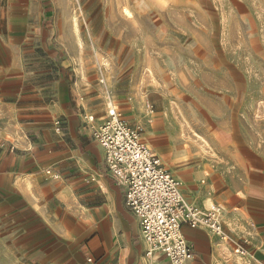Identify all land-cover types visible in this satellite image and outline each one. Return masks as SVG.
Wrapping results in <instances>:
<instances>
[{"label": "crops", "instance_id": "0c3cea01", "mask_svg": "<svg viewBox=\"0 0 264 264\" xmlns=\"http://www.w3.org/2000/svg\"><path fill=\"white\" fill-rule=\"evenodd\" d=\"M47 1L0 0V264H146L138 218L92 132L105 102L93 110L84 98L82 51L55 34ZM122 117L147 139L158 129L138 104ZM161 131L163 141L148 140L156 149L143 142L171 166L184 200L221 207L228 235L182 226L186 264H264V177L253 172L252 146L232 130L227 147L240 166L191 164L170 124Z\"/></svg>", "mask_w": 264, "mask_h": 264}, {"label": "rangeland", "instance_id": "374dc122", "mask_svg": "<svg viewBox=\"0 0 264 264\" xmlns=\"http://www.w3.org/2000/svg\"><path fill=\"white\" fill-rule=\"evenodd\" d=\"M47 3L55 34L82 51L84 98L93 110L105 102L104 114L115 105L123 116L138 104L158 127L147 139L138 125L142 140L163 141L169 123L182 162L191 164L240 166L227 147L238 129L252 146L253 172L264 177V0Z\"/></svg>", "mask_w": 264, "mask_h": 264}, {"label": "built area", "instance_id": "2783aa9c", "mask_svg": "<svg viewBox=\"0 0 264 264\" xmlns=\"http://www.w3.org/2000/svg\"><path fill=\"white\" fill-rule=\"evenodd\" d=\"M107 118L97 125L93 135L105 151L108 175L122 186L132 214L138 218L140 232L147 243L146 264H186L192 257L182 226L206 227L224 240L221 207L200 210L183 199L179 183L170 168L142 140L141 129L130 125L113 105ZM84 121H92V115ZM244 254L242 247L233 249Z\"/></svg>", "mask_w": 264, "mask_h": 264}, {"label": "bare ground", "instance_id": "6f19581e", "mask_svg": "<svg viewBox=\"0 0 264 264\" xmlns=\"http://www.w3.org/2000/svg\"><path fill=\"white\" fill-rule=\"evenodd\" d=\"M81 48V47H80ZM80 50V49H79ZM146 142H147V145L148 146H150L151 148H154V149H156L151 143H150V141H148V140H146ZM184 147H186L187 148V150L188 151H192V148L190 147V142L189 141H187L186 143H184ZM158 151V150H157ZM161 157L162 158H164L162 155H161ZM167 164V163H166ZM176 179V178H175ZM177 181V180H176ZM179 183V182H178ZM179 186H180V184H179Z\"/></svg>", "mask_w": 264, "mask_h": 264}]
</instances>
